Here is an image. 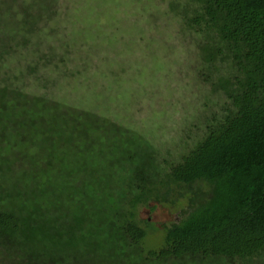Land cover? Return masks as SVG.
I'll use <instances>...</instances> for the list:
<instances>
[{
    "label": "trees",
    "instance_id": "16d2710c",
    "mask_svg": "<svg viewBox=\"0 0 264 264\" xmlns=\"http://www.w3.org/2000/svg\"><path fill=\"white\" fill-rule=\"evenodd\" d=\"M56 2L0 0V264H264V0H167L159 13L222 98L186 122L171 160L27 89L59 76L49 40L67 31H46ZM113 146L131 150L109 160ZM150 202L179 208L145 250L151 223L138 212Z\"/></svg>",
    "mask_w": 264,
    "mask_h": 264
},
{
    "label": "rangeland",
    "instance_id": "374dc122",
    "mask_svg": "<svg viewBox=\"0 0 264 264\" xmlns=\"http://www.w3.org/2000/svg\"><path fill=\"white\" fill-rule=\"evenodd\" d=\"M56 1V18L46 31L56 25L67 31L60 37V28L61 41L54 35L49 40L57 46L53 62L59 78L55 82L52 74L47 90L31 78L27 89L48 91L53 101L109 118L150 140L159 159H173L182 149L175 138L184 134L187 123L215 103L220 107L222 98L211 94L196 74V58L182 44L172 14L158 16L167 0ZM53 132L55 126L48 128V135ZM41 142L46 147L48 138ZM125 147L113 146L108 159ZM178 208L154 202L139 208V218L151 223L142 242L145 250L161 246L162 225L175 218Z\"/></svg>",
    "mask_w": 264,
    "mask_h": 264
}]
</instances>
